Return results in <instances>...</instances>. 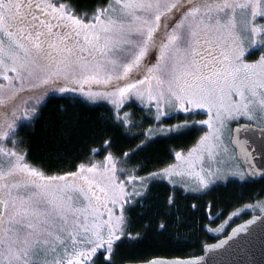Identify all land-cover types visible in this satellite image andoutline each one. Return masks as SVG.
Segmentation results:
<instances>
[{
    "label": "snow or ice",
    "instance_id": "obj_1",
    "mask_svg": "<svg viewBox=\"0 0 264 264\" xmlns=\"http://www.w3.org/2000/svg\"><path fill=\"white\" fill-rule=\"evenodd\" d=\"M22 93L34 102L15 103ZM53 99L66 106L46 116ZM100 100L111 107L99 122L75 111ZM133 106L157 124L175 120L169 137L202 134L152 170L142 154L155 141L133 134L141 126L126 110ZM114 134L140 142L125 148ZM34 141L57 159L85 147L74 170L53 173L29 162ZM257 176L264 179V0H0V264H214L131 253L179 248L196 233V214L214 208L195 201ZM256 199L246 207L264 213ZM257 219L264 253V216L250 223ZM232 232L212 247L257 240L248 224Z\"/></svg>",
    "mask_w": 264,
    "mask_h": 264
},
{
    "label": "trees",
    "instance_id": "obj_2",
    "mask_svg": "<svg viewBox=\"0 0 264 264\" xmlns=\"http://www.w3.org/2000/svg\"><path fill=\"white\" fill-rule=\"evenodd\" d=\"M28 99V98H27ZM65 102L62 100H50L47 106L44 108V114H57L56 110L61 107H65ZM109 107L101 104H93L91 107L81 106L75 109L79 115L84 119H91L94 122H99L100 119L108 114ZM72 111V109H70ZM137 121L141 124L139 128L133 129V134L144 133L149 129L152 124L149 119L144 118V114L137 108L136 111ZM145 134V133H144ZM118 145L135 146L140 141H132L122 138L119 134H114ZM147 135V134H145ZM197 132H193L190 135L182 137H169L167 134H156L152 139L155 143L147 153L142 154L145 156L147 166L155 170L157 167L165 166L167 163H171L174 160V150L188 149L196 140ZM36 146L33 148L32 156L29 158V162L42 166L46 171L51 169L54 173L59 170L72 171L75 156L83 150L85 145H80L79 148H70L65 151L59 159L56 158V154L53 151H44L37 142L34 141ZM155 191L162 195L168 191V188L161 184L157 185ZM264 193V179L257 180L247 184H230L226 188L223 186L217 187L210 195H206L195 202H209L214 205L210 214L205 217L204 214L197 213L196 218L198 221L197 231L194 235H191L187 242L181 245L179 248H141L134 253H131L139 261L150 260L154 258H188L191 256H199L203 253L205 245L215 242L216 240L224 237L229 230L238 223L246 220L252 214L244 213L219 236L211 235L208 231L209 228L220 225L221 221L232 211L241 208L246 204L257 203L256 197L264 199V196L259 194ZM193 202L191 198L180 201L181 212L187 211V205ZM216 216V217H215ZM202 225V227H200Z\"/></svg>",
    "mask_w": 264,
    "mask_h": 264
},
{
    "label": "water",
    "instance_id": "obj_3",
    "mask_svg": "<svg viewBox=\"0 0 264 264\" xmlns=\"http://www.w3.org/2000/svg\"><path fill=\"white\" fill-rule=\"evenodd\" d=\"M235 154L238 157V161L241 162V166L243 167L244 156L240 152L239 148H234ZM254 181L261 180L259 176L253 178ZM264 216V213L258 215H252L241 223L235 225L224 237L218 239L217 241L207 244L203 248V253L199 256H191L188 258H183L181 260L187 261L189 259L195 260L198 258H203L204 261H213L214 264H241V261L248 264V262L255 260L257 264L264 259V253L261 252L259 236L262 231V225L260 220L257 219L255 224L250 223L254 217ZM245 224H248V227L254 231L257 236V240L254 245H249L248 247H230L234 241H229V244H226L224 248H213L214 245H219L222 241H227L229 236H233L235 238V234L232 232L233 229L239 228ZM241 236L245 235L244 233L240 234ZM154 259H162L166 261H172L179 258H154ZM152 260V259H150Z\"/></svg>",
    "mask_w": 264,
    "mask_h": 264
},
{
    "label": "rangeland",
    "instance_id": "obj_4",
    "mask_svg": "<svg viewBox=\"0 0 264 264\" xmlns=\"http://www.w3.org/2000/svg\"><path fill=\"white\" fill-rule=\"evenodd\" d=\"M28 95L27 93H22L20 95V97L17 98V100L15 101V103H20V104H23L25 101H27V103H32L34 102V99H35V95H33V98L32 99H27L28 98ZM138 103V102H137ZM95 104H101V105H105L107 107H111V104L107 101H103V100H100V101H97L95 102ZM139 109V108H138ZM127 111L129 112H135L137 111V107L133 106V107H129L126 109ZM144 116H145V113H143ZM180 116H184V114H180ZM201 119H207V116L206 115H193L190 117V121L191 120H201ZM150 120V119H149ZM152 126L145 130L144 133L147 134V135H150L151 137H154L157 133L160 135V134H167L165 132V129L170 125V124H173L175 123L176 121L175 120H172V121H166L164 124H157L156 122L150 120ZM197 127H200L199 125H197ZM151 130V131H149ZM206 130V129H205ZM144 134V135H145ZM202 132H197V138L199 137V135H201ZM196 138V139H197ZM192 146V145H191ZM190 146V147H191ZM185 151L187 149H184ZM174 151H180V150H174ZM234 154H235V151H234ZM173 157H174V152H173ZM174 162V160L172 161ZM253 204H256V203H253ZM253 204H246L244 206H242L241 208L237 209V210H234L232 212H230L220 223V225L216 226V227H213V228H209L208 231L211 233V235H215V236H219L221 235L227 227L230 226L231 223H233L236 219H238L242 214L244 213H250V214H259L261 213V211L259 210V208H253V207H246L248 205H253ZM236 212V213H239L238 216H234L233 213ZM216 217V216H215ZM231 217V219L229 218Z\"/></svg>",
    "mask_w": 264,
    "mask_h": 264
}]
</instances>
